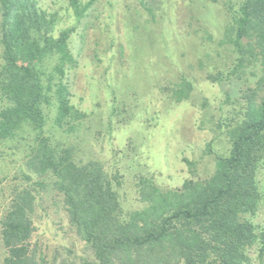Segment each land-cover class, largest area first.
Returning a JSON list of instances; mask_svg holds the SVG:
<instances>
[{
	"label": "rangeland",
	"instance_id": "rangeland-1",
	"mask_svg": "<svg viewBox=\"0 0 264 264\" xmlns=\"http://www.w3.org/2000/svg\"><path fill=\"white\" fill-rule=\"evenodd\" d=\"M55 36L70 31L64 82L74 116L60 127L56 103L45 105L46 124L0 140V218L15 189H36L33 249L48 264L91 259L71 225L65 197L53 177L24 173L34 146L45 139L74 161L100 162L116 184L125 213L143 210L146 187L161 192L202 183L231 151L227 124L241 116L244 96L264 76L259 57L242 61L234 44L245 0H36ZM0 11V24H1ZM0 40V71L3 66ZM257 53L254 52V54ZM58 56L40 64L46 88L58 79ZM182 98V99H180ZM10 106L0 91V113ZM264 190V169L258 170ZM40 183V184H38ZM264 225V202L255 216ZM0 264L6 252L1 239ZM244 264H264L260 244L247 248Z\"/></svg>",
	"mask_w": 264,
	"mask_h": 264
},
{
	"label": "trees",
	"instance_id": "trees-1",
	"mask_svg": "<svg viewBox=\"0 0 264 264\" xmlns=\"http://www.w3.org/2000/svg\"><path fill=\"white\" fill-rule=\"evenodd\" d=\"M70 2L80 12V0ZM0 11V91L10 103L0 113V140L16 138L28 125L43 129L44 107L53 103L65 127L75 110L64 82L72 60L70 31L55 36L36 0H0ZM234 44L242 61L252 54L264 65V0H245ZM55 56L61 79L52 74L46 88L40 64ZM243 99L240 118L227 124L230 154L218 160L215 174L177 191L161 192L152 184L143 194V210L125 213L116 189L122 181L115 183L100 162L78 164L70 149L60 151L45 139L34 146L24 177L27 183L34 176L53 177L71 225L92 253L81 264H244L255 243L264 258V225L259 229L249 218L264 202L257 179L264 169V76ZM36 199L33 185L19 186L1 216L3 264H48L32 245Z\"/></svg>",
	"mask_w": 264,
	"mask_h": 264
}]
</instances>
